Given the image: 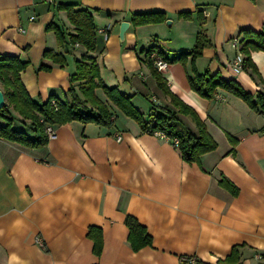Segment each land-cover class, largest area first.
<instances>
[{
  "label": "crops",
  "instance_id": "1",
  "mask_svg": "<svg viewBox=\"0 0 264 264\" xmlns=\"http://www.w3.org/2000/svg\"><path fill=\"white\" fill-rule=\"evenodd\" d=\"M58 4L91 12L97 46L89 53L104 82L132 98L146 89L167 100L148 72L146 46L171 58L189 53L199 32L208 41L193 60L197 72L264 96V50L250 49L257 75L230 66L247 41L242 30L263 31L264 0H0V54L27 62L20 79L34 100L64 99L74 61L85 52L78 43L59 46L45 29L54 22L73 32ZM153 11L164 20L133 23L134 14ZM121 20L129 23L123 39ZM44 49L62 51L65 65L39 69ZM190 61L188 54L160 73L217 144L199 162L184 161L171 139L142 132L116 108L109 126L53 124L55 136L42 146L0 136V264H186L190 256L194 264H215L234 245L242 264H264V105L255 110L219 87L213 98L200 96L188 83ZM101 91L95 88L103 100ZM16 127L37 135L28 122ZM127 215L145 227L150 244L131 247Z\"/></svg>",
  "mask_w": 264,
  "mask_h": 264
},
{
  "label": "trees",
  "instance_id": "2",
  "mask_svg": "<svg viewBox=\"0 0 264 264\" xmlns=\"http://www.w3.org/2000/svg\"><path fill=\"white\" fill-rule=\"evenodd\" d=\"M56 7L65 11L69 23L73 26V32L66 33L54 22L47 24L45 29L54 32L59 46L78 43L85 48V52L74 61L75 69L69 75L70 87L66 97L64 99L49 98L44 102L31 98L21 82L20 71L27 62L21 61L14 55L0 54V88L5 100L0 107V136L3 138L28 147L42 146L48 140L45 132L47 125L53 126V124L78 120L109 126L114 118L113 108H116L133 119L142 132L154 134L155 131H162L172 141L176 140V142L173 141L174 146L184 161L199 162L200 156L213 150L217 144L197 112L170 91L166 79L154 65L156 58L152 54L160 56L167 63L176 61L185 63V57L191 54L190 71H187L188 83L193 91L204 98H213L219 87L239 96L255 110L264 105V96L259 93L254 99L235 80L222 79L207 71L199 73L195 70L193 60L201 54L203 46L208 41L204 33L199 32L194 47L189 53H180L169 58L156 45H151L145 50V63L154 80L155 89L160 91L167 100L160 102L153 99L146 89L136 90L147 96L151 102L149 110L146 113L142 112L132 103L130 94L121 92L116 86H108L101 78L95 57L89 53L97 46L96 27L91 12L86 8H77L74 4H58ZM183 15L189 17L190 13ZM163 20V13L155 11L141 12L132 17L135 25ZM242 31L247 38L239 49L243 55L242 69L254 76L258 72L251 60L250 49L264 50V26L263 31L259 32L251 29ZM65 63V55L62 51L44 49L38 68L49 70L53 64L64 66ZM97 87L101 88L105 95L103 100L95 93ZM185 117H188L192 123H187ZM27 122L33 131L37 132L34 137L28 135L23 128L16 127L17 125L25 126ZM221 183L224 184L223 179ZM125 224L129 230L128 240L134 250L151 243V236L135 217L127 215ZM92 229L90 227L88 233L94 237ZM95 246L98 250L96 238ZM239 247V245L232 246L229 254L215 264H242Z\"/></svg>",
  "mask_w": 264,
  "mask_h": 264
},
{
  "label": "built area",
  "instance_id": "3",
  "mask_svg": "<svg viewBox=\"0 0 264 264\" xmlns=\"http://www.w3.org/2000/svg\"><path fill=\"white\" fill-rule=\"evenodd\" d=\"M48 2H51V0H47ZM233 46H238V42L237 41H233ZM155 56V61H154V65L158 70H162L167 66V62L165 60H163L160 56L156 55V54H152ZM242 64H243V55L240 51H237V53L233 56V58L230 61V66L233 70L234 73H238L240 72L242 69ZM140 76V74H139ZM153 99H155L154 96H152ZM45 132L48 136V138H53L55 136V132L52 128V126L47 125L45 127ZM155 135L159 136L162 139H166L169 140L168 136L163 133L162 131H155L154 132ZM119 138V135L117 136ZM174 142H176V140H173ZM35 242H37L39 245H43L42 239L39 236H36L35 238ZM195 263V258L190 256L186 259V264H194Z\"/></svg>",
  "mask_w": 264,
  "mask_h": 264
},
{
  "label": "rangeland",
  "instance_id": "4",
  "mask_svg": "<svg viewBox=\"0 0 264 264\" xmlns=\"http://www.w3.org/2000/svg\"><path fill=\"white\" fill-rule=\"evenodd\" d=\"M150 46H146L145 50H147ZM102 92V91H101ZM100 94V93H99ZM104 98V97H103ZM132 103L140 109L142 112H147L151 106L150 99L147 98V96L142 95V94H136L132 99ZM123 114L120 113L119 116Z\"/></svg>",
  "mask_w": 264,
  "mask_h": 264
},
{
  "label": "water",
  "instance_id": "5",
  "mask_svg": "<svg viewBox=\"0 0 264 264\" xmlns=\"http://www.w3.org/2000/svg\"><path fill=\"white\" fill-rule=\"evenodd\" d=\"M128 25H129V23L127 21H125V20L120 21V23H119V38L120 39H123L124 32H125L126 28L128 27ZM4 103H5L4 95H3L2 90L0 89V107H2Z\"/></svg>",
  "mask_w": 264,
  "mask_h": 264
}]
</instances>
